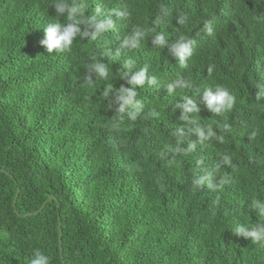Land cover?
Wrapping results in <instances>:
<instances>
[{
    "label": "trees",
    "instance_id": "16d2710c",
    "mask_svg": "<svg viewBox=\"0 0 264 264\" xmlns=\"http://www.w3.org/2000/svg\"><path fill=\"white\" fill-rule=\"evenodd\" d=\"M52 2L0 0V264H28L36 249L50 264H264V247L231 233L238 223L264 225L250 204L264 201V98L253 87L264 82V0H85L86 16L100 5L115 27L48 53L39 43L44 27L67 22ZM137 25L151 31L139 48H121ZM158 33L196 40L186 67L153 46ZM118 49L115 59L105 55ZM128 59L135 67L123 79ZM94 61L109 66V77L88 85ZM145 65L157 84L138 85V99L158 115L131 121L129 107L117 118L104 89L128 87ZM184 80L192 88L174 85L169 94L168 84ZM216 86L235 95L231 110L216 116L198 99L201 111L181 117L178 102ZM191 120L218 134L226 120L232 131L222 143L201 142ZM180 127L181 148L194 142L196 150L165 152ZM213 170L223 187L192 186Z\"/></svg>",
    "mask_w": 264,
    "mask_h": 264
},
{
    "label": "clouds",
    "instance_id": "9594fccd",
    "mask_svg": "<svg viewBox=\"0 0 264 264\" xmlns=\"http://www.w3.org/2000/svg\"><path fill=\"white\" fill-rule=\"evenodd\" d=\"M87 7L88 5L85 0H78V2L77 0H53L51 8L54 9L55 15L64 18L67 22H51L44 27V37L39 43L45 47L48 53H52L53 50L56 53H64L72 48L73 42L77 38L81 40L90 38L94 41L115 27V22L110 17L100 18L101 13L104 11L100 5L95 8L93 14L86 16ZM111 11L118 18H125L130 15L127 9L121 10L113 8ZM160 11L165 17L170 15L167 8L162 7ZM176 22L179 25H185L187 21L184 15H179L176 17ZM203 28L208 35H211L213 32V21L210 19L206 20ZM149 31L151 30L137 25L129 34L123 37L121 48L129 50L139 48ZM151 42L154 47L166 48L169 54H174L178 57L181 67L187 66V62L192 56L194 46L196 45L195 39L186 36H181L176 41L169 42L163 33L156 34ZM105 55L115 59V57L119 56V49L116 50L115 56H113L111 51L106 52ZM134 67V60L128 59L125 62L124 68L127 71L123 73V79H127ZM207 71L211 72V67ZM86 72L85 83L92 85L94 79H108L109 66L102 61H94L86 66ZM145 83L148 85L157 84V77L155 75H149L147 65L136 70L131 76V79L127 80L128 87L122 85L120 88L113 90L112 85H108L104 89V97L108 98L110 95L115 97L112 103L107 105L108 109L115 112L117 118H120L126 108L130 107L132 109L130 113L131 121H135L138 118L148 119L158 115L154 110L146 112L145 104L138 99L137 86H143ZM174 85L192 88V83L189 80L177 81L167 85L169 94L173 92ZM253 87L256 89L255 99L261 101L264 98V82L258 80ZM196 93L197 96L195 99L186 97L183 102H178L175 105L176 108L181 109L182 118L187 119L186 113H198L201 111L198 107V99H202L205 102L206 109L216 116H222L226 111L231 110L236 102L235 95L222 86H216L214 91L212 88H205L202 91L196 89ZM113 105H115L114 108ZM190 123L193 125L190 131H194L201 142L214 140L222 143L225 140L224 133L232 131V125L226 120L223 122L221 134H218L211 126L207 128L202 127L197 120H191ZM174 134L176 136L175 147L166 146L165 152L170 151L187 155L196 150L197 145L194 142L188 143L187 148H181V145L185 143L186 137L182 127L175 129ZM254 134L252 133V135ZM160 155L163 156L164 152H161ZM222 160L226 165H230L232 162L230 155L222 156ZM196 164L199 167L203 164V160H197ZM213 180H215V183H213ZM226 182L227 180L224 176L217 178L216 172L213 170L208 176L194 178L192 180V186L200 189L207 183L210 189H214L223 187ZM250 202L252 210L255 211L261 220H264V201L252 199ZM231 233L235 237H243L246 240H251L252 244H259L264 247V225L260 223H254L252 225L246 223L235 224L231 229ZM28 264H50V257L45 255L41 250L36 249L34 250V258L29 259Z\"/></svg>",
    "mask_w": 264,
    "mask_h": 264
},
{
    "label": "water",
    "instance_id": "95a60500",
    "mask_svg": "<svg viewBox=\"0 0 264 264\" xmlns=\"http://www.w3.org/2000/svg\"><path fill=\"white\" fill-rule=\"evenodd\" d=\"M50 199H54V197H50ZM15 202H16V199H15V201H14V207H15ZM44 207V206H43ZM42 207V208H43ZM42 208H41V210H42ZM40 210V211H41ZM40 211H38V212H35V214H37V213H39ZM31 214H29V216H30ZM61 236H62V231H61V229H60V240H61Z\"/></svg>",
    "mask_w": 264,
    "mask_h": 264
}]
</instances>
